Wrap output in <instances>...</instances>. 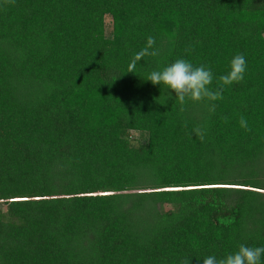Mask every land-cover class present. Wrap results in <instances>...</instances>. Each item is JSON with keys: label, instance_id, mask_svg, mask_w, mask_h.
Here are the masks:
<instances>
[{"label": "trees", "instance_id": "1", "mask_svg": "<svg viewBox=\"0 0 264 264\" xmlns=\"http://www.w3.org/2000/svg\"><path fill=\"white\" fill-rule=\"evenodd\" d=\"M149 36L159 55L126 72ZM237 53L243 81L184 112L146 79L184 58L215 90ZM242 243L264 246V0H0V264H203Z\"/></svg>", "mask_w": 264, "mask_h": 264}, {"label": "clouds", "instance_id": "2", "mask_svg": "<svg viewBox=\"0 0 264 264\" xmlns=\"http://www.w3.org/2000/svg\"><path fill=\"white\" fill-rule=\"evenodd\" d=\"M155 37L149 36L146 45L142 48L133 59L130 61L126 72H135L137 61L145 56H158L159 50L155 48ZM185 51H194V48L189 47ZM247 69V61L242 53H237L230 61V70L218 78L219 87L215 90L209 86L212 84L214 74L210 66L200 64L193 65L189 60L178 58L173 63L165 66L161 70L152 71L147 80H150L154 85L162 84L168 89L174 91L176 98L180 104V111L184 112V105L188 101L203 102L222 100L225 86H230L233 83L243 81L244 74ZM216 104L212 103L208 107L209 113H214ZM223 122H228V117H222ZM240 126L246 131H251L245 117L239 118ZM185 126L187 123L185 122ZM205 129L202 126H197L193 129V135L203 142L205 139ZM264 256V246L251 247L245 244H240L235 252L228 253L222 258H217L215 255H208L203 258V264H262L261 258ZM181 264H190L189 258L181 261Z\"/></svg>", "mask_w": 264, "mask_h": 264}, {"label": "rangeland", "instance_id": "3", "mask_svg": "<svg viewBox=\"0 0 264 264\" xmlns=\"http://www.w3.org/2000/svg\"><path fill=\"white\" fill-rule=\"evenodd\" d=\"M109 32H110V19H109V17L106 16L104 18V33L106 36H108ZM139 138L140 137H139L137 132H130V139L137 140Z\"/></svg>", "mask_w": 264, "mask_h": 264}]
</instances>
